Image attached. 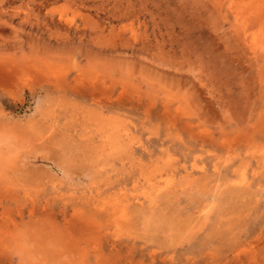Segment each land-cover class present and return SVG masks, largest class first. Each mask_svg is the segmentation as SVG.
<instances>
[{
	"label": "rangeland",
	"instance_id": "obj_1",
	"mask_svg": "<svg viewBox=\"0 0 264 264\" xmlns=\"http://www.w3.org/2000/svg\"><path fill=\"white\" fill-rule=\"evenodd\" d=\"M0 264H264V0H0Z\"/></svg>",
	"mask_w": 264,
	"mask_h": 264
}]
</instances>
